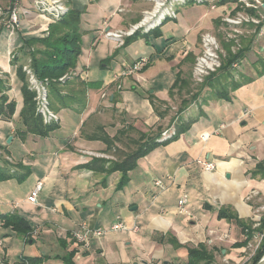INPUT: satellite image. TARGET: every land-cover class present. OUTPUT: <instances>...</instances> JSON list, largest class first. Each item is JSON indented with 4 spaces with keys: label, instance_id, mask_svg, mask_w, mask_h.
I'll return each mask as SVG.
<instances>
[{
    "label": "crops",
    "instance_id": "1",
    "mask_svg": "<svg viewBox=\"0 0 264 264\" xmlns=\"http://www.w3.org/2000/svg\"><path fill=\"white\" fill-rule=\"evenodd\" d=\"M8 1L0 3L6 6ZM60 1L68 10L81 11L80 53L55 95L51 110L58 120L43 121L54 123V129L46 136L27 132L22 137L17 131L25 129L22 120L17 126L9 121L17 152L0 142L7 160H0V189L7 185L18 193L16 198L0 197V216L16 214L32 229L31 237L23 236L3 226L0 218V259L6 264L38 258V264H154L172 253L185 260L186 250L175 249L168 236L181 245L205 243L222 253L237 249L233 245L242 238L240 228L217 214L225 209L239 219L255 220L263 213L258 209L264 203V178L251 172L264 163V24L261 36L246 26V51L233 63L236 67L232 64L225 74L206 80L197 98L179 113L186 124L183 130L173 138L159 137L148 152L131 160L128 179L118 187L122 171L88 165L93 158L107 160L106 167L110 160H123L147 140L143 134L175 131L172 118H162L155 107L174 100L170 93L176 90L177 77L186 70L191 75L200 29L214 27L211 19L232 3L219 5L215 12L204 5L179 7L176 17L155 30L120 42L104 32L138 21L146 1ZM19 2L22 17L15 33L10 36L0 25V38L5 34L0 39V78L8 75L6 93L15 102L12 118L22 107L16 97L20 88L17 94L14 90L16 64L30 62L19 50L23 40L46 36L48 25L56 21L37 13L30 0ZM10 53L18 58L16 64ZM142 56L149 58L143 71L118 77ZM173 71L175 78L172 74L165 82L164 74ZM204 133L208 137L201 140ZM105 136L107 142L113 140L110 148ZM209 162L215 165L213 171L204 169ZM38 181L43 186L33 204L27 196ZM182 195L187 197L184 212L178 208ZM118 220L128 229L136 226V231H112ZM82 223L105 233L80 247L72 232Z\"/></svg>",
    "mask_w": 264,
    "mask_h": 264
},
{
    "label": "trees",
    "instance_id": "2",
    "mask_svg": "<svg viewBox=\"0 0 264 264\" xmlns=\"http://www.w3.org/2000/svg\"><path fill=\"white\" fill-rule=\"evenodd\" d=\"M225 3H237V0H219L217 5H223ZM235 10H237V8H235ZM248 12L255 14V11L253 10H248ZM80 14V10L70 8L59 20H56L55 22L48 25L46 36L23 40V45L19 49L24 55L29 56V65L36 77L38 79H48L47 90L50 109L53 107L56 92L60 90V84L62 82L59 81V78L65 75L67 72H71V70H73L76 66L77 57L80 53L82 37V32L80 31L79 27ZM263 24L264 20L254 26L255 35H258V32ZM220 42L222 49L225 52V56L221 61V67L218 71H216V73H212L206 77L202 82L203 84L201 87L205 86V82L209 79V77H212L215 74H225L228 72V69L232 66V64L244 56L246 48L243 45V38L240 39L239 48H237V50L234 52L231 51L232 42H225L224 40ZM17 59V57H14L11 63L16 64ZM16 75L20 81V92L23 100L22 109L20 111V119L22 120V124L25 127L24 130H17L18 134L22 135V137L26 135L27 132L36 134L38 136L48 135V133L54 129L55 125L54 123L44 124L40 115L36 113V103L34 101L35 93L28 87L26 75L22 70V64H16ZM5 77V79L0 78V118H11L15 110V102L13 100H9V97L6 93L10 87L6 85L8 83V75L5 74ZM182 81L183 79L180 78L179 75L172 88H177V84ZM172 94L173 93H170L171 96ZM197 94L198 91L193 93L192 99L195 100L197 98ZM188 105L189 101L182 100V106H180L178 109L179 111L177 116H179V113H181ZM171 121H173L175 124V134H173L171 137L173 138L183 130L186 124L184 121H181L179 117H176L175 119L172 118ZM143 136L147 140L139 145V147L131 154H128L123 160H110L109 165L106 167L105 164L107 160L93 158L90 165L88 166L96 168L95 165L98 164V169L102 171H122L123 174L118 183V187L124 185L128 179L126 171L128 168L132 167L131 160L148 152L154 145L158 143L156 139H158L161 135L160 132H158L151 137H149L147 134H143ZM102 139L106 142L108 141L106 136ZM112 144L113 140H110V142H107V147L110 148ZM251 175H259L260 177L264 178V163H257L254 170L251 172ZM217 215L219 218H225L227 220L234 221L240 228L242 238L233 245L234 248H245L253 239L258 240L252 255L246 262V264H256L264 255V214H262L257 221L253 219H239L235 214L228 213L225 209H220ZM0 218L2 219L3 226H10L18 234L31 237L30 234L32 229L23 218L16 214H4L0 216ZM167 241L175 249L184 248L186 250V258L183 264H214L216 262L217 253H221V249L210 248L205 243H198L195 246L181 245L171 236H168ZM73 254L74 251L70 253L67 259L70 260ZM25 261L26 264H38L40 260L38 258L25 259Z\"/></svg>",
    "mask_w": 264,
    "mask_h": 264
},
{
    "label": "built area",
    "instance_id": "3",
    "mask_svg": "<svg viewBox=\"0 0 264 264\" xmlns=\"http://www.w3.org/2000/svg\"><path fill=\"white\" fill-rule=\"evenodd\" d=\"M183 1V0H180ZM219 0H196V2L199 3H207L209 6V9L213 10L216 9L217 2ZM32 8L39 13L40 15L47 16L52 21L58 20L61 18L66 12L67 8L64 6V4L60 0H30ZM241 4L243 5L242 10L237 12L233 16H227L224 19V22L230 25H243L244 23H253L255 25L261 23L264 20V7L263 3L264 0H239ZM248 10H253L255 13H257L258 17H253L252 14L247 12ZM21 7L19 0H9L7 2V5L4 6L0 3V25L4 26L8 32L9 35H13L14 32L17 30L19 26L20 19L22 17L21 14ZM242 12V13H240ZM171 15V14H169ZM172 16V15H171ZM255 16V15H254ZM173 17H176V14L173 15ZM137 26H131L127 31H122V34H125L127 36L132 35L134 31L137 29ZM259 35L261 36L263 34L262 27L259 30ZM106 37L114 38L120 40L122 38V35H119L116 33V31L106 30L104 32ZM217 41L214 40L212 37L209 36V34H206L203 38V52L200 53V56L198 57L197 63L193 70V75L196 81L199 82L203 80V76L210 73V70L215 71V68H219L221 66V58L219 55L220 48L216 50V53L214 52L215 48H218ZM237 46H240L238 43ZM149 63V58L147 56L139 57L137 60H135L133 63L126 65L125 68H123L120 73H118V77H127L132 76L141 71L147 64ZM233 66H236V64H233ZM22 70L24 71L26 75V80L28 82V87L31 91L35 93L34 101L36 103V113L40 114L43 118V121L45 122H51V121H57L58 116L49 108V102H48V90H47V84L48 79L44 78L42 80L38 79L34 72L32 71L29 63L22 66ZM65 75L61 76L59 78V81H63L65 79ZM217 132V131H216ZM215 133V132H214ZM174 134V130H171V132H164L160 139H168ZM208 137V134L204 133L200 135L201 140H206ZM204 169L207 171H213L215 169L214 163H205ZM156 185H161L160 181L155 182ZM43 186V183L41 181H38L36 185L33 187V189L30 191L29 195L27 196V200L30 203L36 204L37 203V197L39 192L41 191ZM187 202L186 195H182L180 199L178 200V208L180 212H184L183 207ZM258 210H261V212L264 211V203L259 207ZM260 218V215L255 216V221H257ZM112 231H124V230H131L136 231V226H133L132 228H126L124 223L122 221H116L111 225ZM105 233V231L101 228H92L86 223L80 224L78 229L72 232V236L75 240V242L80 247H87L89 239L94 236H101ZM0 264H6L4 261L0 259Z\"/></svg>",
    "mask_w": 264,
    "mask_h": 264
},
{
    "label": "rangeland",
    "instance_id": "4",
    "mask_svg": "<svg viewBox=\"0 0 264 264\" xmlns=\"http://www.w3.org/2000/svg\"><path fill=\"white\" fill-rule=\"evenodd\" d=\"M137 1H139V0H137ZM140 1H146L148 4L146 5V7L143 8L142 15L139 18V20L136 21L135 23L130 24L126 29L115 30L117 34L122 35V38H120V42H122V40L125 37H128L127 35L122 34L123 33L122 31H127L131 26H133V27L137 26L138 28L134 31V33L132 35H129V36H134V35L141 34V33L145 34L147 32H150L151 30H154L155 28L160 26L162 23H164L167 18L168 19L174 18L173 15L176 14L177 9H179V7L194 4V5H204V6H206V8H208V10H211V9H209V6L207 3H199V2H196V0H183V1H180V0H140ZM223 6H225V5H223ZM217 7L214 10V12L217 11ZM242 7H243V5L241 4V2H239V0H237V3H232V5L230 4L228 7H225L223 9V11L218 16H216V18L211 19L214 27L206 29L205 25H204V28L200 29L199 52L195 58H192L193 61H192V59L190 61L192 63L191 75L189 74V71H187L185 69L186 71H184L185 72L184 76L181 77L183 79V81L179 82L177 84V88L173 92L172 96H175L174 100L171 102H166L164 104H158L156 107L158 113L160 114V116L162 118H164L166 115H169L170 118H174V119L176 117H179V116H177L178 111H179L178 109L180 108V106H182V100H187V101H189V103L193 102L194 99H192V94L200 89V87L203 84L202 82L204 81V79L206 77H208L210 74L216 73V71H218L220 69L221 66L219 68H215L216 69L215 71L210 70L209 71L210 73L204 75L203 80L200 82L198 80L196 81V79L194 78L193 70H194V67L197 63L198 57L200 56V53L203 52V50H204L203 38L206 34H209L210 37H212L214 40L217 41L216 43L219 46H218V48L214 49V52H215V54H217L216 50H218L220 48L219 55H220V58L222 60V58L225 56V52L222 49L220 41L224 40L225 42H232L231 51L234 52L237 50V48H239V46H237V45H238V43H240V39L244 36L243 31L246 28V26H253V29L255 30V27H254L255 24H253L251 22L244 23L243 25H230V24H227L224 22L225 17L233 16L237 12L239 13V11L242 10ZM235 8H237V10H235ZM201 9H204V8H201ZM240 13H242V12H240ZM169 14H171L172 16ZM252 16L255 18L258 17L257 13L252 14ZM215 19H216V21L219 20V22L216 23ZM211 21H210V23H211ZM19 24H20V22H19ZM258 35H259V33H258ZM0 39H5V34H2ZM159 43H160V41H159ZM130 44H132V43H130ZM144 47H147V46L144 45ZM135 54H137V53H135ZM9 56H10V59L12 61L14 59L13 53L12 54L10 53ZM155 62L156 61L154 60V63ZM148 65H149V63L141 71H143ZM155 66H158V65L155 64ZM232 67H236V66H232ZM141 71H139V72H141ZM68 73H70V72H67L65 74L66 77H65V79H63L62 82H64L66 80V78L68 77L67 76ZM172 74H173V77L175 78V75H176L175 71H173V73L170 72V73L164 74L165 82L167 81L168 76L170 77V75H172ZM134 77H135V75H134ZM14 80H15L14 90L17 94V89L20 88V81H19L16 74H15ZM40 80H42V79H40ZM170 82H173V80ZM186 92H187V94H186ZM188 92H191L192 94L188 93ZM16 97L19 100L20 105L23 104L22 96L17 95ZM48 102H49V99H48ZM49 108H50V105H49ZM21 109H22V107L20 108V110L18 112V116H16V117L12 118V116H13L12 115L11 118H7V117H1L0 118V142H4L5 145L8 147V149L14 150V152H17V146L19 145V143H18V141H16V139H15V141H10L7 143L8 138L12 137L11 135H9V131H10L9 121L11 122V124L13 126H17L19 123V119H20ZM38 115H40V114H38ZM40 117L43 120L41 115H40ZM172 122L173 121H171L170 123H172ZM14 128H16V127H14ZM149 137H151V136H149ZM4 156H5L4 153L0 152V160L3 162H7V160L4 158ZM14 192L15 193L10 191L8 189L7 185L2 186V188L0 189L1 200H7L8 198H16L18 196V193L16 190H14ZM259 211L261 212V210H259ZM262 214H264V211ZM257 242H258L257 239H253L248 244V246L245 248L233 249L231 247L226 246V248L228 247L227 248L228 253H225V252L224 253H222V252L217 253L216 262L214 264H246L249 257L252 255V253L256 247ZM34 247H35V245H34ZM172 255H173L172 253H170L168 255H164L162 257V259L160 260V262H157V263L154 262V264H161V261L163 262L164 260L167 262V264H183L184 260H181V258L179 256L173 257ZM183 256H184V254H183Z\"/></svg>",
    "mask_w": 264,
    "mask_h": 264
},
{
    "label": "water",
    "instance_id": "5",
    "mask_svg": "<svg viewBox=\"0 0 264 264\" xmlns=\"http://www.w3.org/2000/svg\"><path fill=\"white\" fill-rule=\"evenodd\" d=\"M263 7H264V3H263ZM11 140H12V137H9L7 140V143L10 142ZM223 252H224V250H223ZM256 264H264V255Z\"/></svg>",
    "mask_w": 264,
    "mask_h": 264
}]
</instances>
